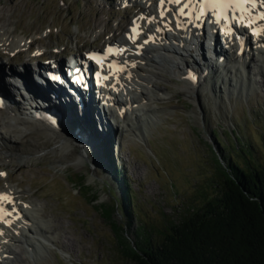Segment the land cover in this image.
<instances>
[{"label":"rangeland","instance_id":"obj_1","mask_svg":"<svg viewBox=\"0 0 264 264\" xmlns=\"http://www.w3.org/2000/svg\"><path fill=\"white\" fill-rule=\"evenodd\" d=\"M125 1L0 0V53H13L3 40L9 36L24 38L22 50L33 45L30 55L23 52L20 60L24 61L28 57L34 61L54 56L57 60L69 59L84 49L119 40L128 31L135 13L125 8ZM223 48L221 45L220 49ZM178 49L186 52L181 46ZM157 52L151 56L162 59L164 54L167 60H148L145 64L152 70L148 73L152 81H142L143 90L152 98L148 100L146 114L139 110L141 122L133 129L119 128L122 132L114 129V134L111 129L97 128L100 133L106 132L97 146L92 143L85 147L88 143L84 139L86 152L95 151L101 156L90 154L83 165L77 166L74 159L80 147L75 148L74 156L62 159L61 151H53L54 142L41 136L44 146L38 150L29 148L32 155L24 164L0 162V173H6L0 175V187L11 184L25 199L36 200L33 203L39 212L37 221L43 228L42 234L36 235L39 240L35 239V249L23 243L12 244L16 254L9 256L5 264H122L125 258L119 233L133 240L140 219L156 221L163 220V215L175 216L184 198L194 194L200 181L213 169L212 162L221 147L218 134L228 144L236 142L237 134L245 143L256 146L257 153L264 157L262 52L251 54V65L242 71L233 72L234 61L226 58L191 93L184 90V80L172 68V63L177 66L176 62H180L182 69H186L183 60L190 57L171 51ZM7 116L2 117L1 133L16 126ZM87 120L90 121L86 125L95 127V117ZM118 121L115 124L120 126L123 120ZM65 125L71 133L67 136L74 142L77 136L73 133L80 136L76 123ZM114 167L122 171L119 178L124 177L131 189L135 203L132 209L140 213L134 216L131 226L123 223L122 190ZM114 204L119 209L110 218L105 205ZM114 221L124 227L122 232L116 231Z\"/></svg>","mask_w":264,"mask_h":264},{"label":"bare ground","instance_id":"obj_2","mask_svg":"<svg viewBox=\"0 0 264 264\" xmlns=\"http://www.w3.org/2000/svg\"><path fill=\"white\" fill-rule=\"evenodd\" d=\"M133 2V6H135L137 4V0H134ZM138 4L141 11V14H139L136 21L141 23L138 36L134 37V39L130 38L132 37V32L130 31L131 26L133 25L132 23L129 30L126 31L125 37L119 40V44L122 47L120 56L123 57V61L126 63L125 70L124 72L116 73L111 76V81L108 86H103V90L105 92H110L112 94L110 99L113 107L110 109V112L101 111L98 106L94 105V99L92 98L93 102L90 98H88V100H79V96H77V94H72L71 92L66 91L67 93L64 94L62 92L63 88L54 92H44V90L39 91L40 88L38 85H35L33 86L35 88H32V84L27 83L26 85L27 87H30V89H25L26 92L24 93L18 90L15 96L12 94V91L5 88L4 84H0V88H3L4 91L8 92L7 96L11 100L12 97L14 99V101H10V108L5 109V114L9 116L10 120L12 119L16 122L15 128L6 130V132L3 133L0 132V162L4 164L12 162H16L19 165H22V163L24 164L32 155L29 148L35 147L38 150L40 147L42 148L44 146L45 141L40 140L41 136H44L49 139V141L54 142L55 146L53 151H61L63 153L61 156L62 159H68L71 156H74L76 151L75 148L79 146L80 152L74 159L77 166L83 165L85 159L90 158L91 155H96L97 157L99 155L101 156V154H97L95 151L86 152V149H84L86 143L88 144L85 147H90L92 143L97 146L99 144V140L104 138L103 134H106V132L100 133L97 128L102 126V130L106 129L107 131H110L111 129L113 134L115 133L114 129H116L115 131L117 132L121 131L119 128L124 129L127 126L130 127V129H133L135 124L141 122L142 115H140L139 110L143 115L147 113L148 100H151L152 97L150 95H145L146 92L143 90L145 84H143L144 82L142 81H146V83H150L152 81V76L150 77L148 74L152 70L145 65L147 64L146 61L161 60L163 63L167 60V57L164 54L162 59L160 57V59L150 58L148 54L151 51H171L181 57L186 54L190 57L189 59L184 58L183 60V65L185 66L184 68H186L184 70L182 69V64L180 65V62H176L177 66L172 63L174 72L178 73L179 77L184 80V90L186 92L190 91V93L195 92V88L200 85V81L202 82L203 78L211 72H215L216 66L218 68V66H220L226 58H228L229 61H234L231 65L232 71L235 72L239 70L242 71L245 66L251 65L250 63L253 60L251 54L255 52H262L264 54V32H259V34H257V29L259 25H264V20H257L256 24L252 26L255 28L252 33H249V31H251L250 27L247 29L239 28V31H241L244 36L248 37L249 35H252L251 38L255 40L253 47L250 45L251 42L249 41L245 42V44L236 42L234 45L229 44L230 50L229 52H225L223 49H220L219 41L217 39L211 40L213 39V36L207 38L206 35H203L205 33L202 32V25L198 23L196 15L197 11L193 10L192 7L185 9L186 12H191L192 15L183 16L179 15L180 5L171 3L169 0H165L163 6H161L160 0H145L143 3ZM261 8L264 10V5H262V7L260 6V9ZM143 31H148V35L143 37ZM178 33L180 35H178ZM9 37L3 39L6 43H8L7 49L9 48L11 51L19 49L21 43L24 41V38L13 37L9 39ZM151 38L154 40L158 39V42H156L157 44L151 43ZM163 38H169V40L174 41L177 40V45L183 47L187 53L180 51L178 46H164L163 42H161ZM232 40L234 41L235 39L232 38ZM35 41L37 42V40ZM186 44H190L192 47L185 46ZM138 49H142L145 54H138ZM172 62H174V60H172ZM192 71L199 77L198 80H196L197 82L195 79L193 81L187 77ZM12 76H14V78L19 82L20 78L16 74H13ZM149 89H147V91ZM138 91L141 92V95L135 96L134 94L138 93ZM118 95L119 98L116 97ZM21 102L25 105L22 106ZM73 102L76 103L77 106L74 105ZM118 106H127L126 113H121L124 108H119ZM24 107H27V109H24ZM94 107L95 111H93ZM38 111L41 113L46 112L49 116L55 117L60 121L59 124L61 126H53L50 123L40 119L38 120V118L35 117L37 116ZM0 114L1 116L4 115L2 112H0ZM94 117L95 127H93V125H86L87 121H90L87 120V118L93 119ZM117 119L123 120V123H121L120 126L115 124ZM72 121L76 123L75 128L85 139L86 143L79 137L78 134L73 133V130L71 132L77 136V138L73 137L74 142H72V139L67 136L71 133L68 129H66L67 127L65 122L70 124ZM114 125L116 126L114 127ZM8 134H10L11 138L15 137L14 141L10 138V136H8ZM78 140L81 141L79 142L81 144L77 142ZM0 192L1 194H7L12 200L11 203L7 202L9 211H7L4 215L5 217L0 220V264H5L7 263L6 260L9 256L16 254V248H12V244H16L17 242L19 244L23 243L28 247L35 249V246H33L34 243H36L35 239L39 240V237L36 235H41L42 233L40 234V231L43 228L37 221L39 218L37 214L39 212L37 213L38 209L34 207L33 203V201L36 203V200H24L23 194L11 184H9L6 189H2Z\"/></svg>","mask_w":264,"mask_h":264},{"label":"trees","instance_id":"obj_3","mask_svg":"<svg viewBox=\"0 0 264 264\" xmlns=\"http://www.w3.org/2000/svg\"><path fill=\"white\" fill-rule=\"evenodd\" d=\"M216 138L221 147L213 169L175 216L140 219L133 240L114 221L122 264H264V157L237 134L233 144ZM114 173L119 178L122 171L114 167ZM119 180L123 223L131 226L140 213L132 209L126 179ZM105 208L112 218L119 206Z\"/></svg>","mask_w":264,"mask_h":264},{"label":"snow or ice","instance_id":"obj_4","mask_svg":"<svg viewBox=\"0 0 264 264\" xmlns=\"http://www.w3.org/2000/svg\"><path fill=\"white\" fill-rule=\"evenodd\" d=\"M161 6L164 5L165 0H160ZM171 3H175L177 5H180L179 8V15L183 16H190L192 15L191 12H186L185 9H188L193 6L192 0H169ZM202 5V7H201ZM264 5V0H196V6L199 8L201 15H204V8H211L215 10H221L224 8H235L237 9L241 15L244 13H249V15L246 18V22L249 27L252 26V24L257 22V19L264 20V10H260V6ZM250 6V7H249ZM253 9H256V12H253ZM217 14L219 15L220 12L218 11ZM137 29L133 28V32H136ZM259 32H264V25H259L257 29V34ZM133 38L134 37H130ZM107 53L111 54L113 53V48L109 47L107 49ZM119 53V50H117V54ZM93 59H97L98 63H101V66L103 67V60L106 58L104 56H97V54H92ZM99 75V74H98ZM107 79L108 77H104ZM192 79H195V76L192 77ZM3 104V101L0 100V105ZM0 175H6V173H0ZM3 202H9L11 203L12 200L7 194H0V219H3ZM8 222V221H5Z\"/></svg>","mask_w":264,"mask_h":264},{"label":"water","instance_id":"obj_5","mask_svg":"<svg viewBox=\"0 0 264 264\" xmlns=\"http://www.w3.org/2000/svg\"><path fill=\"white\" fill-rule=\"evenodd\" d=\"M76 142V141H75ZM79 147V146H78Z\"/></svg>","mask_w":264,"mask_h":264}]
</instances>
